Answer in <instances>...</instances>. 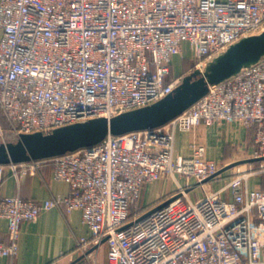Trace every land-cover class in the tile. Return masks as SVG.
Masks as SVG:
<instances>
[{"label":"built area","instance_id":"built-area-1","mask_svg":"<svg viewBox=\"0 0 264 264\" xmlns=\"http://www.w3.org/2000/svg\"><path fill=\"white\" fill-rule=\"evenodd\" d=\"M0 137H18L158 101L185 74H172L188 43L194 69L245 36L264 31V0H1ZM231 122L255 128L251 158L226 170L192 143L176 153L179 131ZM51 166L71 186L42 203L2 194L7 170L20 178ZM264 58L211 85L180 116L151 130L109 134L91 147L0 164V217L19 249L21 226L43 210L79 209L90 235L66 255L89 264H264ZM163 177L176 190L141 205L144 187ZM219 186V187H218ZM201 193L193 194L197 188ZM106 246V257L99 256Z\"/></svg>","mask_w":264,"mask_h":264},{"label":"crops","instance_id":"crops-1","mask_svg":"<svg viewBox=\"0 0 264 264\" xmlns=\"http://www.w3.org/2000/svg\"><path fill=\"white\" fill-rule=\"evenodd\" d=\"M2 35L3 31L0 28V39ZM187 45L188 43H184L183 48ZM178 59L181 63L176 69ZM192 65L194 58L189 60L185 55L175 56L173 75L188 74ZM254 135L255 128L248 129L236 123L225 121L212 125L202 124L191 131H179L175 149L176 153L191 155L193 152L191 145L195 142L205 146L208 158L216 159L226 167L235 161L252 157L255 147ZM176 185L171 177H163L147 184L143 190L146 192L150 190L152 194L145 205L172 193L176 190ZM250 186L263 187V177L252 178ZM70 192V184L56 179L51 166H46L36 173H25L20 178L7 170L2 185V194L20 195L24 199L40 203L48 199L66 197ZM89 235L90 230L81 210H69L66 205L46 209L36 221H25L22 224L18 252L13 257L0 256V264H89L87 260L84 261L81 254H76L74 262L66 255L75 248L80 239ZM0 239L5 243L11 241L9 223L2 217ZM99 260L101 263L105 260L102 251Z\"/></svg>","mask_w":264,"mask_h":264},{"label":"water","instance_id":"water-1","mask_svg":"<svg viewBox=\"0 0 264 264\" xmlns=\"http://www.w3.org/2000/svg\"><path fill=\"white\" fill-rule=\"evenodd\" d=\"M263 58L264 31L245 36L210 59L203 70L195 69L186 74L172 93L154 103L112 117L78 121L49 132L22 133L17 140L0 142V164L54 157L96 145L109 134L119 135L163 126L204 97L211 85L229 79Z\"/></svg>","mask_w":264,"mask_h":264},{"label":"rangeland","instance_id":"rangeland-1","mask_svg":"<svg viewBox=\"0 0 264 264\" xmlns=\"http://www.w3.org/2000/svg\"><path fill=\"white\" fill-rule=\"evenodd\" d=\"M181 56L182 55H185L186 56V59L188 58L189 60H192L193 58H194V54H193V51H192V49H191V47H190V45L188 44L186 47H184L183 48V51H182V53L180 54ZM180 60L178 59L177 60V62H176V66H175V68L177 69L179 66H180ZM193 69H194V66L192 65V67H190V72H192L193 71ZM190 72H188V73H190ZM187 74V73H186ZM18 138V137H17ZM17 138H15V140H17ZM4 141H8V137L6 136L5 138H2V137H0V142H4ZM146 190H147V188H146ZM194 193H192L193 194V196H194V194L196 193V194H199V193H201V189L198 187L195 191H193ZM151 194L152 193H150V190H148L147 192L145 191V190H143V192H142V195H141V205H145V204H147V202H149V200H150V198H151ZM155 196V195H154ZM101 251H102V256H103V258H105V256H106V246H103L102 247V249H101Z\"/></svg>","mask_w":264,"mask_h":264},{"label":"trees","instance_id":"trees-1","mask_svg":"<svg viewBox=\"0 0 264 264\" xmlns=\"http://www.w3.org/2000/svg\"><path fill=\"white\" fill-rule=\"evenodd\" d=\"M173 74V72H172ZM6 127V136L8 137V141H14L17 136L11 131L10 126L7 122H5ZM263 188H264V175H263Z\"/></svg>","mask_w":264,"mask_h":264}]
</instances>
